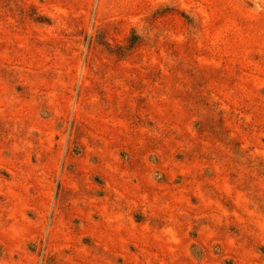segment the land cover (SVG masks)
<instances>
[{
	"label": "rangeland",
	"instance_id": "374dc122",
	"mask_svg": "<svg viewBox=\"0 0 264 264\" xmlns=\"http://www.w3.org/2000/svg\"><path fill=\"white\" fill-rule=\"evenodd\" d=\"M0 264H264V0H0Z\"/></svg>",
	"mask_w": 264,
	"mask_h": 264
}]
</instances>
